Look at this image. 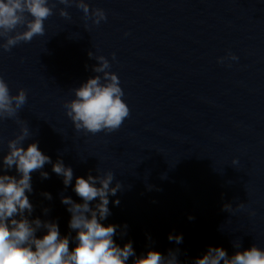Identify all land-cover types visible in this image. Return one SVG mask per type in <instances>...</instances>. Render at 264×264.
<instances>
[{"label":"water","instance_id":"water-1","mask_svg":"<svg viewBox=\"0 0 264 264\" xmlns=\"http://www.w3.org/2000/svg\"><path fill=\"white\" fill-rule=\"evenodd\" d=\"M85 2L107 19L97 25L75 3L49 0L55 7L44 35L0 48V76L12 95L27 93L17 115L0 120V165L8 141L26 126L23 147L37 142L52 163L60 159L74 173L67 187L52 164L41 170L47 179L31 174L29 219L57 222L61 236L75 237L61 197L83 203L75 178L111 171L110 187L122 188L109 196L111 214L102 223L118 226L114 241H131L137 257L172 250L180 264H195L209 246L229 256L254 244L264 249V0ZM90 51L109 61L106 71L119 77L130 109L111 133L77 131L66 114L73 89L102 76L92 70L98 61ZM7 174L18 175L15 167ZM75 244L71 239L70 249Z\"/></svg>","mask_w":264,"mask_h":264},{"label":"clouds","instance_id":"clouds-1","mask_svg":"<svg viewBox=\"0 0 264 264\" xmlns=\"http://www.w3.org/2000/svg\"><path fill=\"white\" fill-rule=\"evenodd\" d=\"M59 3L65 6L75 3L85 18L91 16L97 25L107 19L102 9L97 8L90 13L85 0H59ZM54 7L49 6V0H0V38L6 41L0 44V48L10 51L21 42H31L35 36L44 35V21L53 15ZM59 14L69 18L65 9H61ZM21 26L25 30L17 31ZM88 56L98 61L92 70L102 76L90 77L80 87L73 89L75 98L65 103L66 114L77 131L111 133L118 130L129 117L130 109L122 99L124 92L119 77L106 71L111 67L109 61L104 56H94L91 51ZM112 56L115 59V53ZM229 58L238 59L231 54ZM26 103V91L21 88L12 95L8 84L0 76V120L15 117ZM28 136V127H21L20 134L8 141L9 150L0 165V264H127L130 257H135L133 264H180L176 252L172 250L165 256L150 249L146 255L137 257L131 241L123 247L114 241L118 226H105L102 223L111 214L109 196H115L122 188L120 182L110 187L114 180L111 171L96 176L89 174L86 179L75 178L73 190L83 203H77L69 196L61 197V203L67 206L71 214L68 227L75 231V237L70 234L61 236L57 222L38 217L29 219L34 211L28 195L33 191L31 174L40 171L41 177L47 179L49 174L41 170L46 164H52V171L63 178V184L67 187L71 185L74 173L60 159L52 163L51 158L39 149L37 142L23 147ZM233 163L238 161L234 160ZM13 167L18 175L7 174ZM43 195L48 200L52 199L50 193L45 192ZM97 200L99 202L94 207L90 206L91 202ZM119 203L118 199L114 201L116 205ZM231 207L225 204L223 209L227 211ZM237 207L243 208L244 205L239 204ZM48 211L44 209L45 214ZM42 229L46 230V234L38 238L37 232ZM71 239L76 244L70 249ZM168 239L179 244L183 237L170 234ZM233 246L240 249L241 244L234 243ZM221 262L264 264V249L254 244L229 256L223 247L209 246L206 254L195 260V264Z\"/></svg>","mask_w":264,"mask_h":264}]
</instances>
